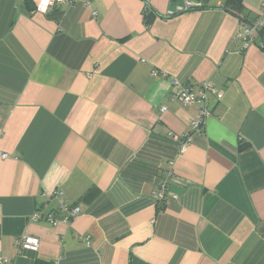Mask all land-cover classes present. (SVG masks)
Wrapping results in <instances>:
<instances>
[{
	"label": "crops",
	"instance_id": "obj_1",
	"mask_svg": "<svg viewBox=\"0 0 264 264\" xmlns=\"http://www.w3.org/2000/svg\"><path fill=\"white\" fill-rule=\"evenodd\" d=\"M177 1L41 13L40 0H0V256L11 264H264V28L246 49L235 39L259 0L165 16ZM167 77L223 95L208 97L183 154L198 107L167 101ZM57 191L81 214L31 222L38 209L64 217ZM23 235L41 239L37 251H16Z\"/></svg>",
	"mask_w": 264,
	"mask_h": 264
},
{
	"label": "built area",
	"instance_id": "obj_2",
	"mask_svg": "<svg viewBox=\"0 0 264 264\" xmlns=\"http://www.w3.org/2000/svg\"><path fill=\"white\" fill-rule=\"evenodd\" d=\"M73 0H40L37 4V11L41 13H46L49 9H52L56 4H61L63 2H72ZM90 7L89 3L86 4ZM207 3L205 0H178L172 9L165 12L167 17H175L177 15L190 12L199 11L205 9ZM148 9L145 8L144 12ZM259 17L251 25H247L244 29L235 36V39H239L243 43V47L246 49L252 43V33L264 28V0H259ZM93 18L97 17V12L92 11ZM157 71H151V76L155 77ZM165 76V74H164ZM168 82L172 88L168 95L167 101L169 102H179L183 106L189 107L196 105L198 107L197 118L190 119L187 130L183 133L180 139H177L178 151L180 154L185 153L187 150L191 136L199 134L203 131V126L205 120L211 115L208 107V97L211 95L217 101L221 100L223 95L209 82H198V83H181L175 78L167 77ZM161 112L166 111V107L162 106L160 108ZM0 158L6 159L7 154L0 153ZM165 181L160 185L159 191L156 193V199L158 201L165 197L167 187ZM54 198H60L58 204V211L64 215L62 219H56V213L53 211L44 212L38 209L32 213L29 220L33 223L40 221H47L52 226H57L58 224H68L69 222L75 220L80 214V209L77 206L69 204L63 198V192L57 191L54 193ZM41 243V239L35 236L23 235L15 241V248L18 253L23 250L37 251ZM0 264H11V260L0 256Z\"/></svg>",
	"mask_w": 264,
	"mask_h": 264
},
{
	"label": "trees",
	"instance_id": "obj_3",
	"mask_svg": "<svg viewBox=\"0 0 264 264\" xmlns=\"http://www.w3.org/2000/svg\"><path fill=\"white\" fill-rule=\"evenodd\" d=\"M233 1H237V0H232L231 2H233ZM227 8V7H226ZM227 9H229V8H227ZM230 10L231 11H234V12H236V13H239L238 12V10H236V8L234 7V8H232V7H230V9H229V12H230ZM228 11V10H227ZM148 11H146L145 13H147Z\"/></svg>",
	"mask_w": 264,
	"mask_h": 264
}]
</instances>
